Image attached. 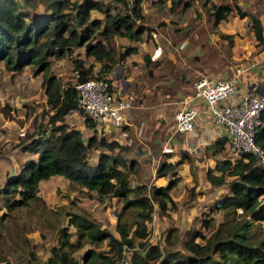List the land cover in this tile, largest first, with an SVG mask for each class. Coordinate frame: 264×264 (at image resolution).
<instances>
[{"label": "trees", "instance_id": "1", "mask_svg": "<svg viewBox=\"0 0 264 264\" xmlns=\"http://www.w3.org/2000/svg\"><path fill=\"white\" fill-rule=\"evenodd\" d=\"M119 1L124 10L108 15L99 0H40L43 12L37 18H29L18 0L0 1V61L13 71L30 67L34 74L41 73L45 102L52 109L51 113L43 111L47 118L42 132L35 133L36 136L25 133L24 138L28 140L20 148L36 153V158L23 161L17 174L5 180L0 188L2 207L11 211L32 202H42L37 195V183L54 174L84 188L88 194L94 193L98 198L112 196L120 201L114 225L117 236L83 214L63 211L68 214V224L75 228L76 239L74 242L69 240L66 226L59 228L57 246L50 247L43 264H117L124 258L126 250H130L128 264H264V228L261 226L264 223V169L255 164L250 154L239 152L234 161L216 158L205 172L209 183H225L228 187V194L219 197L213 205L215 210L230 213L226 224L210 229V220L204 219L202 226L208 230L207 235L195 230L182 240L184 252L173 249L163 252L158 243L146 242L147 224L152 218L153 203L158 214H164L174 205L169 190L176 179L169 177L164 185L131 186L128 174L135 175L139 171L137 156L144 151L132 149L131 142L120 144L115 140L97 139L94 135L83 138L80 131L63 121L69 111H78L81 115L82 111L77 104L74 84H62L48 72V57L69 56L74 48L83 46L85 56L100 61L95 75L100 77L123 56L135 51L134 47L127 46L123 52H117L111 45L114 36L131 41L150 36L149 27L134 26L142 19L139 0H132L130 4L126 0ZM176 2L171 0L170 6ZM193 2L183 0L181 9ZM201 3L212 15L213 25L224 19L231 9L226 4L215 5L211 0H201ZM235 8L239 16L244 14L237 6ZM93 9L104 13L105 19L88 17ZM250 21L257 43L262 42L260 26L255 25L256 17L250 15ZM98 35L102 36L101 40L96 39ZM219 37L230 44L231 34H219ZM144 60L145 63L150 61L146 56ZM71 63L75 82L94 76L90 74L92 66H85L82 59L73 57ZM84 121L86 126L93 127L91 119L84 116ZM121 127L125 128V125ZM254 140L264 150V111ZM156 143L150 145L145 160L156 159L161 154ZM227 143V138L221 136L212 145L223 147ZM97 146L106 151L98 152L96 162L90 164L86 161V151ZM131 149L136 156H126ZM173 165L162 160L154 170L155 176H165L167 172L174 174ZM226 176L230 178L226 179ZM125 211L135 216L128 224L122 220ZM104 240L106 250L88 248L79 259L73 254L84 243L97 245ZM136 241L138 248L133 249ZM0 264L12 263L0 256Z\"/></svg>", "mask_w": 264, "mask_h": 264}, {"label": "rangeland", "instance_id": "2", "mask_svg": "<svg viewBox=\"0 0 264 264\" xmlns=\"http://www.w3.org/2000/svg\"><path fill=\"white\" fill-rule=\"evenodd\" d=\"M76 1L79 2L81 0ZM131 1L132 0H126L127 4H130ZM211 1L215 5L225 4L223 3L224 1L228 2L230 5L231 13L229 15H227L228 13L226 14L225 19L222 20V24L227 25L228 28H233V30L228 31L232 32L231 36L234 34L233 37H231V40H233L232 45L237 41L235 36H239V31H242L241 26H244L245 29H251L249 20L250 15L256 17L264 27V0ZM101 2L103 3L104 10H107L108 15L124 10L122 2L119 0H101ZM182 2L183 0H178V2L173 5V16L162 19V23L155 24L153 19L148 23L153 22L155 25L144 24V19L136 21L134 26L139 25L150 28V36L146 38L143 37L139 42L145 40L146 42L150 41L151 47L153 45L156 47L159 42H163L164 45L161 46V54L159 58L155 59L153 63L150 61L148 65L145 63L144 59V65L142 63L141 66H133V63L130 64V62L126 63L127 68H133L134 70L135 74L133 73V75L131 73L132 76L128 74L127 70L122 69V67L121 69L117 67V64L123 60V56L111 69L112 80L117 79L120 81L130 76L131 79L128 80L132 82L158 81L155 87H159L163 84L162 80L168 79L166 85L167 89L161 91V95H163L164 92L170 91L171 85L173 86L176 84L175 81L177 80L188 83L189 81L185 78L186 72L190 75L198 73V76H201V73H207L202 70V67H198L200 64L198 62L199 59L201 64L207 63L208 60L211 63L214 61L215 64L220 65L222 62L216 59V56L220 52H222V54H231V59L237 63L236 65L249 59V54L244 52L238 45L237 47H235V45L233 47H231L232 45L230 46L232 41L228 44L226 39L223 40L222 38V41L218 38L216 39V34L218 35L221 31L225 33V31L221 30V25L218 27L213 25L212 15L209 11H206V6H202L201 0H194V2L184 10L181 9ZM235 6L243 11L244 14L242 16L238 15ZM91 11L90 18L99 19L100 21L105 19L102 12L94 9ZM233 14H235L234 18ZM236 18L239 20V29H237L238 26H235ZM143 36H145V34ZM101 38L102 36L100 35L96 37L97 40H101ZM133 42L136 41L128 40L126 37L122 36H114L111 45L116 48L117 52L121 53L125 47L129 46V43ZM238 42L240 43V41ZM180 44L181 47L179 46ZM138 46L139 50H145L143 43H139ZM194 46L196 47L195 49H190ZM83 51V47L77 46L69 56H63L58 60L54 59V57H48V72L56 76L62 84H74L75 72L72 68L71 58L75 57L86 60L85 64L93 61L90 57L84 58ZM145 53L143 54L144 57ZM193 58H196V60ZM195 61L198 62V66ZM90 63L87 64V67L92 64ZM97 64V62H94L95 66L91 67V75L95 76L98 74H96V70L98 69ZM124 65L122 64V66ZM196 68L202 71L195 72L194 69ZM41 79V73L34 74L30 67H23L20 71H13L0 61V167H5V174L0 172V188L5 182L6 177L12 172L11 167L15 168L16 165L20 164V168L24 161L23 154L25 153H23L24 150L20 148V145L28 140L24 138L25 133H33V136H36L37 134L35 133L42 132V129L46 126L45 121L47 118L44 112H52V109H50L49 105L45 102ZM107 79L110 81L109 78ZM141 87V85L133 83L129 90H127V93L133 97L132 105L133 103L136 105L137 103L149 102L150 100L155 101L153 97L148 96L146 100L142 101V99L146 98V95L141 92ZM167 99L170 101L173 100L174 97L169 93V95H165V97L163 96L161 98V100L165 101H167ZM170 104L171 103H166V107ZM155 105L157 104L155 103ZM172 105L174 108L175 104L172 103ZM64 121L69 127L80 131L83 138L94 135L97 139L103 138L106 140L109 134L112 133L111 131L109 133L86 126L84 114L82 113L81 115L78 111H74L71 116L67 115L64 117ZM153 121V119H151V122L143 121L140 125L142 127L145 125L143 128L147 130L140 131V129H138L134 132L136 137L131 131L129 132V142L132 143V149L137 151L143 144L146 148L142 149L143 147H141V152L146 150L149 151L150 145L153 144L152 141L156 140L160 143L165 133L167 135L170 132L173 123V109L171 110L170 119L168 113H166L164 119L161 118L159 123L153 124ZM157 124H159V126ZM75 126H78L81 130ZM135 126L138 127L139 124L135 123ZM210 126L213 127V124L210 123ZM214 127L216 128V126ZM125 129L129 130V126L125 125ZM146 132L149 133V139L146 138ZM174 137H177L181 143L186 139L181 133H175ZM211 141L206 142L205 140V143L201 144V146L199 145L201 148H198V150L194 152V149H187V147L177 148L173 151L175 153L174 157H172L171 152L161 153L163 155L159 154L156 159L152 158L145 160L146 156L139 157V171L135 175L128 174V180L131 186L135 184L145 185L146 187L151 184L162 185L169 177L176 179L175 184L170 190L174 197L172 199L174 205L166 209L164 214H158L156 205L153 203L154 210L152 212V218L150 223L147 224L148 236L146 242L158 243L163 252L169 249L184 252V249L181 248V242L188 234L195 230L202 234H208V230L202 226V221L204 219L210 220V229H215L219 224L224 226L226 224L225 220L231 217L230 213L215 210L213 204L211 205L210 203H213L214 200L216 201L223 195L225 190L227 191L225 183L215 185L216 187L213 191L207 192L211 185H209V181L205 177L204 169L200 170L197 168L200 174L198 178L196 176L185 178L182 172L192 170L194 163L193 158L190 156V161L188 160V164L186 163L184 165L178 164L179 161L176 160L178 158L182 159L183 155L180 152L188 150V152L194 156L199 153L201 157L203 156L201 158L202 162H200L202 165H206L207 160L211 162L213 160L214 162L216 158L225 157L230 161H234L238 158L239 154L232 151L228 143L223 147H213V142ZM210 142V147L215 148L214 152H210L209 147H207V144ZM132 149L126 152V156H136ZM157 149L160 151L159 147ZM100 151H106V149L101 146L89 148L86 153V159L94 163ZM166 154H170V158ZM162 160L174 164V174L167 172L165 176H155L154 170ZM194 171L197 170L194 169ZM130 172L132 171L130 170ZM225 178L229 179L230 177L226 176ZM37 190V195L42 202H32L26 207L15 208L11 211L2 207L1 204H3V200L0 195V256L8 259L12 264H43L49 254V248L57 246L58 229L66 226L67 230L71 232L75 230L72 225L68 224V214L63 213V211L83 214L87 218L98 222L100 227L106 228L117 236L114 230L115 217L120 210V201L117 198L112 196L98 198L94 193L88 194L84 189L73 183H69L65 179H63V183L57 180L41 182ZM147 190L148 188H146L145 192H147ZM13 196L14 198L17 197L16 194ZM129 196L132 195L130 194ZM134 218L135 216L132 212L125 211L122 220L128 224ZM261 226L264 228V223H261ZM259 232H261V230H259ZM196 241H199V239L196 238ZM168 242L172 243L170 244ZM88 248L106 250L107 246L105 240L97 245L84 243L77 248L73 254L79 259L80 255ZM137 248L136 241V246L133 249ZM129 252L130 250H126L123 253L124 258L121 261L119 260L117 264H124L130 254Z\"/></svg>", "mask_w": 264, "mask_h": 264}, {"label": "crops", "instance_id": "3", "mask_svg": "<svg viewBox=\"0 0 264 264\" xmlns=\"http://www.w3.org/2000/svg\"><path fill=\"white\" fill-rule=\"evenodd\" d=\"M18 1L21 4L22 9L27 11L29 18H37L43 12V5L41 4L40 0H27V1L18 0ZM177 2H178V0H177ZM223 3L229 5L228 2L224 1ZM170 5H171V0H139V8H140V12H141V15H142V20L143 19L145 20L144 24H147V25L148 24L149 25L153 24V22L152 23H148L151 19H153L155 21L154 23L156 24V23H160L162 21V19H167V18L172 17L173 16V9L172 8L174 6L169 7ZM91 12L92 11H89L88 17H90ZM230 13H231V10L228 12L227 15H229ZM103 15L105 17L104 13H103ZM233 15H234L233 16V18H234L235 14H233ZM224 19H221L215 25L216 27L221 25L222 26L221 30L225 31V33H222V31H221V33H218V35L216 34V36H215L216 39L218 38V39H220V41H222V38L221 37L219 38V34H232V32H228V31L233 30V28H228L227 25H223L222 24V20H224ZM238 21L239 20L236 18L235 26H238ZM155 24H153V25H155ZM255 25L256 26H260V36L262 38V42L257 43V39L255 37V33H254V30H253V26H252L251 21H250L251 29L250 28L249 29H245L244 26H241L242 31H239V36H235V39L237 38V41L234 44L235 47H237V45H238V47L243 49L244 52L249 54V59L247 61H244L243 63H240V64L236 65L237 63L234 60L231 59V54L230 55H228V53L222 54V52H220L216 56V59L218 61L222 62L220 65L215 64L214 61H213V63H211L208 60H207V63L201 64L200 59H199L198 62L200 64L198 66V62L195 61L196 65L198 67H202V70L207 72L205 74L201 73V75L204 74V76L209 78L210 80H220V79H224V78L230 76L233 73L235 67L236 66H240L243 69H242V73H241V76H240V83H239V86H238L239 91L240 92H247V93L256 92V91H264V82H263V79H262V72H263V68H264V27H263L262 24H260V22L258 20L255 23ZM239 28H240V26H238L237 29H239ZM234 29H236V28H234ZM233 35H232V37H233ZM231 41L232 42H231L230 46L233 43V40H231ZM238 41H240V43ZM139 43H143L144 44V48L146 50V53H145V50H141V49L139 50L138 49ZM150 44H151L150 41L146 42V40L142 41V42L136 41V42H133V43H129V46L131 45V46L135 47V51L125 55L123 60H121L117 64V67H119V69H121V67H122V69L127 70L128 74H130V76H132L131 73L133 74L134 70H133V68H127L126 67V63L130 62V64L133 63L132 64L133 66L134 65L135 66H141L142 63H143V59H144V55H143L144 53H145V56H147L149 58H150V55H153V58L149 59L151 61V63H153L155 61V59L159 58V56L161 54V46L164 45V43L163 42H159L157 44V47H159V49L156 50V51H154V49L156 47L154 45L151 47ZM234 45H232L231 47H233ZM78 47H83V46H78ZM180 47H181V44H180ZM195 48L196 47L194 46V47H192L190 49H195ZM83 50H84V47H83ZM147 52H148V54H147ZM201 53H203V52H201ZM83 56H84V58H89V57L85 56L84 51H83ZM194 56H198V55H194ZM60 58H62V57H60V56L54 57V59H56V60H58ZM92 60H93L91 62L92 64L89 62L91 64V66L94 67L95 66L94 62H97L98 63L97 66L99 68L100 61H97V60H94V59H92ZM194 60H196V58ZM82 61H83L84 64L86 63V60L82 59ZM149 62L147 63V65L150 64ZM89 63H87V64H89ZM124 63H125V65H124ZM87 64H85V65L87 66ZM122 64L124 66H122ZM143 65H144V63H143ZM202 70L201 69L198 70V68L194 69L195 72L196 71L201 72ZM90 71H91V69H90ZM96 71H97L96 72V74H97L98 73V69ZM110 72H111V70L104 71V72H102V76L103 77H107V78L110 79L111 85H112V87L114 89L116 87L117 82L115 80L111 79L112 72H111V74H110ZM198 75H199L198 73L195 74V75H192V74L190 75V74H188V72H186L185 73V78L189 82L188 83H183V82L177 80V81H175L176 84H174L173 86L171 85L170 91L168 90V91L164 92L163 95H161V91H165L167 89L166 85L168 83L167 82L168 79L162 80L163 84L160 85L159 87H155V84L158 83V81H146V82L145 81H139V82L133 81L132 82L131 80H128V79H131L130 76H127L126 79H124L125 81L124 80H120L122 82V87H123L124 90H126V91L129 90L130 86H132L133 83H135V84L137 83L138 85L142 86L141 87L142 88L141 92L146 95V98L142 99V101L146 100L147 96L148 97H153L155 101H151L150 100L149 102H143V103L141 102V103H137L136 105H134V103H133V105H130L129 108H126L123 111V118H122L121 126H122V124L123 125H128L129 126V130H127L125 128H122V127L118 128V129L117 128H113L111 125H109V123L107 121L100 122V121H96V120L93 121L94 122V125H93L94 127H92V128H94L96 130L106 131V132H109V133L111 131L112 133L109 134V136H108V138L106 140L113 139V140L117 141L120 144H127L130 141V138H129V134H130L129 132L130 131L134 134V132L137 131L138 129H140V131H142V130L144 131L146 129V128H143V127H145V125L143 127L140 125V124L143 123V121L144 122H148V121L151 122V119H153L154 120L153 124L159 123L161 118L164 119V116H165L166 113H168L169 119H170L171 110L173 109V111H174V108H177L178 105L182 104L181 103V99L182 98H186V99L188 98L187 104L189 106H193V107L196 108L197 116H196L194 125L191 128V130H189V131H187L185 133H181V134L184 135V137H186V139H184L182 141V143H181V142H179V139L177 137H174V135H173L171 137L170 141L168 143H166L165 139L167 138L168 134L166 135V133H165L166 136L164 135L162 141L160 143L158 142L159 143L158 147L160 148V152L164 153V152L161 151L162 147L164 145H167V146L170 145L171 146V151H169V152H171L172 157L175 156L174 155L175 153L173 151H175L177 148L179 149L180 147H187V149H194L193 152L197 151L198 148H201L200 147L201 144L205 143V140H206V142L211 141V140H212L211 142H214L218 137L224 136V130L222 128H220V127H216L215 128L214 126L213 127L210 126L211 122H210L209 116L207 115V112H206V106L201 101L196 100L195 98H190L189 97L191 92H192V81ZM153 82H155V83H153ZM169 93H170V95H172V97H174L173 100H170V101H169V99H167V101L161 100V98L163 96L165 97V95H169ZM232 99H233L232 97H228L226 99V101H231ZM155 103L157 105H155ZM166 103H171V104L166 107ZM172 103L175 104L174 108H173ZM164 104H165V106H164ZM176 104H177V106H176ZM153 105H155V106H153ZM49 108H50V105H49ZM151 109H152V111H151ZM73 113H74V111H69L68 113H66L64 115V117H66L67 115L71 116V114H73ZM135 123L136 124L138 123L139 126L138 127L135 126ZM157 125L159 126V124H157ZM75 127L80 129L78 126H75ZM148 135H149V133L146 132V138L149 139ZM134 136H135V134H134ZM151 140H152V138H151ZM155 142H157V141L156 140L152 141L153 144H155ZM211 142L209 144H207L208 145L207 147H209L210 152L211 151L213 152L215 150V148H211L210 147L211 146ZM141 147H143L142 149L146 148V146L142 144L140 146V148H138V152H141ZM188 151L180 152L183 155L182 159H180V158L176 159V160L179 161L178 164L184 165V164H186L188 162L190 156L193 158L194 163H193L192 170H190L188 172H182V175H184L185 178H190V177L192 178V176H196L198 178L199 177L198 175H200V174L198 173V169L197 168H199L200 170L204 169V174H205V172L207 170V167L209 168V167L213 166V164H214L213 160H212V162L207 160L206 165H202L200 162H202L201 158L203 156L201 157L200 153L196 154L194 156V155L190 154V152H188ZM23 153H25V154H23V160L24 161L27 160V159H35L36 158V153H32V152H29V151H26V150H24ZM86 153H87V151H86ZM147 155H148V151L146 150L143 153H140L137 156V158L145 157ZM166 155L170 158V154H166ZM96 160H97V157H96ZM169 161H170V159H169ZM195 161H196V163H195ZM87 162L90 163V164H94L96 161L94 163H91V162H89L87 160ZM19 165H16L15 168L11 167V171L12 172L6 177V179L9 178V177H14L17 174V172L19 170ZM194 169H196L197 171H194ZM4 170H5V167H0V172H2V174H5ZM63 179H65V178H63L61 175L54 174V175L49 176L46 179L39 180L38 183H37V187L40 185L41 182H45V181L57 180V181H62V183H63ZM185 182H187V181H185ZM162 185H164V184H162ZM209 185L214 186V187L210 186L208 188L207 192L213 191L214 188L216 187L215 184L209 183ZM82 189H84V188H82ZM226 189H227V191L225 190L223 195L228 194V187L227 186H226ZM170 190H169V194H170V197L173 199L174 197L172 196ZM109 197H111V196H109ZM215 202L216 201L214 200L213 203L212 202H210V203H211V205L212 204L214 205ZM195 205H197V204H195ZM75 233H76L75 230L73 232L69 231V240L71 242H74L75 239H76V234ZM204 235H207V234H204ZM127 260L128 259L125 260L124 264H128Z\"/></svg>", "mask_w": 264, "mask_h": 264}, {"label": "built area", "instance_id": "4", "mask_svg": "<svg viewBox=\"0 0 264 264\" xmlns=\"http://www.w3.org/2000/svg\"><path fill=\"white\" fill-rule=\"evenodd\" d=\"M158 49L156 46L154 51ZM242 69L236 66L230 76L220 80L198 76L192 81L189 97L206 106L211 124L224 130V136L232 151L250 154L255 164L264 169V150L254 140L261 113L264 111V91L240 92L238 86ZM262 79L264 82V68ZM115 81L117 84L113 89L107 78L92 76L75 82L74 88L77 104L84 116L92 121H107L113 128L118 129L121 127L123 111L132 105L133 97L123 89L121 81ZM228 97L233 99L226 101ZM187 100L188 98H182V104L174 108L173 123L165 139L166 143L175 133H185L194 125L197 110L189 106ZM161 151L169 152L171 146L164 145ZM237 212H240L239 208Z\"/></svg>", "mask_w": 264, "mask_h": 264}]
</instances>
